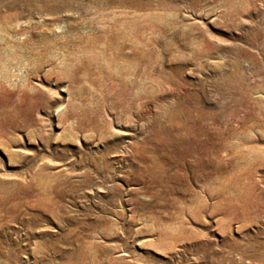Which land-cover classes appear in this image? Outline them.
<instances>
[{
    "label": "rangeland",
    "instance_id": "obj_1",
    "mask_svg": "<svg viewBox=\"0 0 264 264\" xmlns=\"http://www.w3.org/2000/svg\"><path fill=\"white\" fill-rule=\"evenodd\" d=\"M0 264H264V0H0Z\"/></svg>",
    "mask_w": 264,
    "mask_h": 264
}]
</instances>
